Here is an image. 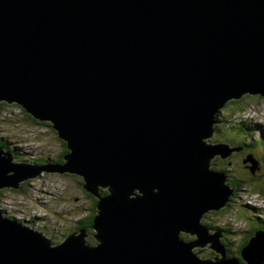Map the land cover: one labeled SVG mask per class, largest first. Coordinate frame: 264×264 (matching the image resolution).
Returning <instances> with one entry per match:
<instances>
[{
    "label": "water",
    "instance_id": "1",
    "mask_svg": "<svg viewBox=\"0 0 264 264\" xmlns=\"http://www.w3.org/2000/svg\"><path fill=\"white\" fill-rule=\"evenodd\" d=\"M246 95L264 103V0H0V104L68 150L48 166L0 148V192L49 174L98 200L94 246L0 211V264H264V230L242 263L202 222L234 194L211 161L243 150L209 144L216 116Z\"/></svg>",
    "mask_w": 264,
    "mask_h": 264
},
{
    "label": "rangeland",
    "instance_id": "2",
    "mask_svg": "<svg viewBox=\"0 0 264 264\" xmlns=\"http://www.w3.org/2000/svg\"><path fill=\"white\" fill-rule=\"evenodd\" d=\"M9 105L8 110L4 112L6 116L0 114V146L8 141L11 149L18 150L21 156L20 160L15 158L14 161L22 165L46 163L45 165L49 166L55 163L54 160L59 161L64 141L55 130L35 121L31 115L26 117L18 106ZM224 108L222 117L228 123L223 125V129H219L220 132L215 130L209 144L226 142L234 146L239 145L243 150L232 152L237 154L229 160V164L216 155L211 161V168L214 167L217 171L229 170L234 179L238 177L243 181V186H236L235 194L240 189L237 198L232 196L224 206V216L209 212L202 218V222L206 223L212 232L215 231L213 226L226 227L230 234L228 238L221 239L224 240L228 254L237 257L239 247L249 238L252 228L261 225L264 229V145L261 148L255 147L251 152L246 151L240 145L243 132L241 136L239 134V131H242L240 124H243L249 136L243 139L246 143L252 144L261 138L264 144V103L262 96L246 95L239 103L229 102ZM217 125L218 123L216 129ZM81 181L82 178L79 177L39 175L23 182V190L13 191L15 189L9 188L0 192V209H7V213L18 217L30 218L31 222L53 230L59 239L68 234V230L78 226V220L86 217L91 207V200L86 196ZM250 217L253 220H250ZM90 237H93V232L89 233L87 239ZM191 237L187 235V240L195 239ZM210 246L211 244H207L194 250L202 259L214 260L217 256L222 258V255L209 248Z\"/></svg>",
    "mask_w": 264,
    "mask_h": 264
},
{
    "label": "trees",
    "instance_id": "3",
    "mask_svg": "<svg viewBox=\"0 0 264 264\" xmlns=\"http://www.w3.org/2000/svg\"><path fill=\"white\" fill-rule=\"evenodd\" d=\"M240 102V100H233V101H231L230 103H239ZM13 105H15V106H18V105H16V104H13ZM9 104L8 103H6V102H2L1 104H0V113H4L5 112V110H8V108H9ZM19 107V109H21L22 110V112H23V114L26 116V117H30V115L23 109V108H21L20 106H18ZM225 109V108H224ZM223 109V110H224ZM223 110H221L220 111V114H218L217 116H216V120H217V122H218V125H217V131H219V129H223V125H227L226 123H228L227 121H226V119H223V115H222V113L221 112H224ZM37 122H39V121H37ZM219 122H220V124H219ZM44 125H48V126H50V127H52L49 123H47V122H42ZM231 126V125H230ZM240 130H242V131H239V134H240V136H241V132H243V134H242V141H241V144L240 145H243L244 146V148L246 149V151H253L254 150V148L255 147H258V148H261L262 147V145H264L263 144V139H258V140H256V142H252V144L251 143H246L243 139H245V138H249V136H248V133H247V131L245 130L246 129V127H245V125H243V124H240ZM245 128V129H244ZM231 129L233 130V125H232V127H231ZM220 132V131H219ZM1 145L2 146H0V148H3L5 151H7V152H11L13 155H14V158H16L17 160H20L21 159V156H20V153L18 152V150H13V149H11L12 148V146L9 144V142L8 141H6L5 143H1ZM68 152V150H67V147H66V143L65 142H63V152H62V155H61V157H60V159H59V161H53V162H55V163H59V164H63L64 163V156H65V154ZM243 152H245V151H243ZM33 164V163H32ZM212 169H215L216 170V168H212ZM219 171H222V172H225L227 175H228V185L229 186H231V187H235V186H243V185H241V183H243V181H241V180H239L238 179V177H235V179H234V177H232V175H230V173H229V170H227V169H219ZM81 184H82V186H83V180L81 181ZM22 186V185H21ZM24 189V185L20 188V190H23ZM10 190H13V189H10ZM85 190V189H84ZM13 191H17V190H13ZM85 192H86V196L91 200V207H90V209L88 210V212H87V215H86V217H82V218H80L79 220H78V226L76 227L78 230L79 229H87L88 230V232L89 233H91L92 234V232H93V229L91 228L92 226H93V220H94V218H95V216L97 215V213H98V210H97V203H98V200H97V198L96 197H94L93 195H91L90 193H88L86 190H85ZM108 193V191L107 190H102V194H107ZM237 194H235L234 193V197H235V199L237 198V196H236ZM235 200L233 199V202H234ZM217 213L218 214H220L221 216H224L225 215V212H224V210H221V211H214V214L215 215H217ZM256 214H258V213H256ZM261 215V214H260ZM250 220H253L251 217L249 218ZM204 225H206V226H208L206 223H203ZM209 227V226H208ZM211 227V226H210ZM213 229H215V231H217L218 233H220V234H222V237H224L225 239L226 238H228V235L230 234V233H228L226 230H227V228L226 227H221V226H216V227H212ZM259 229H263L262 228V226L260 225V226H258V227H254V228H252V230H251V235L249 236V238H246L245 239V241H244V243L239 247V249H238V256H237V258H239V260L240 261H242V263H243V260L241 259L242 257H241V250L243 249V247L248 243V241H249V239L251 238V236L253 235V233L254 232H256L257 230H259ZM264 230V229H263ZM187 235L188 234H183V238L184 239H188L187 238ZM188 236H190V235H188ZM235 236V235H234ZM54 238H55V236H54ZM192 238V237H191ZM190 240H192V239H190ZM221 241H222V243L224 244V240L223 239H221ZM60 242V241H59ZM53 244H55V243H58V241H53L52 242ZM87 243L88 244H90V245H96L97 244V241H96V239L94 238V237H90L89 239H87ZM225 245V244H224ZM230 255V254H229ZM231 256V255H230ZM232 257V256H231ZM235 258V257H234ZM244 264V263H243Z\"/></svg>",
    "mask_w": 264,
    "mask_h": 264
},
{
    "label": "flooded vegetation",
    "instance_id": "4",
    "mask_svg": "<svg viewBox=\"0 0 264 264\" xmlns=\"http://www.w3.org/2000/svg\"><path fill=\"white\" fill-rule=\"evenodd\" d=\"M236 154H237V153H235V154L233 155V157H234ZM233 157H232V158H233ZM76 231H78L77 228H72V229L68 230V235L71 234V233H73V232H76ZM63 240H64V238H63Z\"/></svg>",
    "mask_w": 264,
    "mask_h": 264
},
{
    "label": "bare ground",
    "instance_id": "5",
    "mask_svg": "<svg viewBox=\"0 0 264 264\" xmlns=\"http://www.w3.org/2000/svg\"><path fill=\"white\" fill-rule=\"evenodd\" d=\"M229 105V104H228ZM215 131V130H214ZM93 246V245H92Z\"/></svg>",
    "mask_w": 264,
    "mask_h": 264
}]
</instances>
